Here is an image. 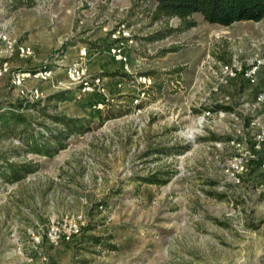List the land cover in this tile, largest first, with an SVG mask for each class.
<instances>
[{
	"label": "rangeland",
	"instance_id": "rangeland-1",
	"mask_svg": "<svg viewBox=\"0 0 264 264\" xmlns=\"http://www.w3.org/2000/svg\"><path fill=\"white\" fill-rule=\"evenodd\" d=\"M153 8L0 0L1 110L37 89L39 109L22 108L35 130L57 111L93 121L52 157L27 151L20 125L0 130V166H35L0 175V264H264V17L194 13L175 30ZM82 46L83 76L102 89L68 77ZM59 90L73 97L48 98ZM106 108L116 115L99 123ZM155 174L166 181H145Z\"/></svg>",
	"mask_w": 264,
	"mask_h": 264
},
{
	"label": "trees",
	"instance_id": "trees-1",
	"mask_svg": "<svg viewBox=\"0 0 264 264\" xmlns=\"http://www.w3.org/2000/svg\"><path fill=\"white\" fill-rule=\"evenodd\" d=\"M152 1L154 8L152 18L177 17L179 25L175 30H182L195 25L192 14L200 13L202 17L212 23L229 25L239 20H260L264 17V0H134ZM173 31L174 29H169ZM167 30V31H169ZM169 32L159 31L155 36L161 37ZM68 91L59 90L50 94L51 100H64L71 98ZM22 108L39 109V104L27 99H21L18 104H10L8 110L2 109L0 102V130L11 127L12 130L21 126L22 136H18L25 145L27 151L35 152L47 157H52L58 150L64 148L70 134L81 135L90 129L93 122L86 117H72L62 111L47 114L54 125H43L44 130H35L32 126V119L22 112ZM110 108H106L105 113L99 114V123L114 117ZM4 164L0 166V175L10 181L19 180L27 171L34 170L31 161H9L4 159ZM167 178H159L155 174L147 178V182L164 183Z\"/></svg>",
	"mask_w": 264,
	"mask_h": 264
},
{
	"label": "built area",
	"instance_id": "built-area-1",
	"mask_svg": "<svg viewBox=\"0 0 264 264\" xmlns=\"http://www.w3.org/2000/svg\"><path fill=\"white\" fill-rule=\"evenodd\" d=\"M125 34H128V31L125 30ZM17 55L18 56H26L30 53V47L26 44H20L17 46ZM87 47L86 46H82L79 49L78 52V57H79V62L73 64L69 69H68V77L72 82H76V81H80L81 82V90L82 91H89V90H93L95 87L99 88L101 87L102 89V85H103V79L99 76L93 78V80H87L85 79L84 72L86 70V66L84 64V59L87 55ZM112 53L115 54V57L118 59H125L124 56L121 55L119 51V48H112L111 49ZM8 71V66H7V62H2L0 63V76L5 74ZM45 71H37L34 72L33 75L36 76L38 74H41ZM29 75V72H16L12 78V82L15 86L19 87L20 84L22 83L23 79L25 76ZM19 92L23 95L26 96V93L24 92V90L22 88L19 89ZM39 97V92L37 89L31 90L28 94V96H26L27 100L30 101H35L36 98ZM97 108H101L102 104L98 103Z\"/></svg>",
	"mask_w": 264,
	"mask_h": 264
},
{
	"label": "crops",
	"instance_id": "crops-1",
	"mask_svg": "<svg viewBox=\"0 0 264 264\" xmlns=\"http://www.w3.org/2000/svg\"><path fill=\"white\" fill-rule=\"evenodd\" d=\"M65 100V99H64ZM59 101H63V100H59Z\"/></svg>",
	"mask_w": 264,
	"mask_h": 264
}]
</instances>
